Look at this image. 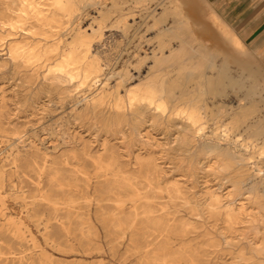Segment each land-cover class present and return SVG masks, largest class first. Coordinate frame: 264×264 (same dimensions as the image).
I'll list each match as a JSON object with an SVG mask.
<instances>
[{
	"label": "rangeland",
	"instance_id": "1",
	"mask_svg": "<svg viewBox=\"0 0 264 264\" xmlns=\"http://www.w3.org/2000/svg\"><path fill=\"white\" fill-rule=\"evenodd\" d=\"M215 2L0 0V264H264V44Z\"/></svg>",
	"mask_w": 264,
	"mask_h": 264
},
{
	"label": "bare ground",
	"instance_id": "2",
	"mask_svg": "<svg viewBox=\"0 0 264 264\" xmlns=\"http://www.w3.org/2000/svg\"><path fill=\"white\" fill-rule=\"evenodd\" d=\"M30 1V0H29ZM58 2H61L62 0H57ZM73 1V3H74V5H75V8L73 9L74 11H73V15H77V13H80L81 11H82V7H81V5L79 4V0H72ZM33 2V1H32ZM31 2V3H32ZM27 3V2H26ZM50 3V2H49ZM115 3V2H114ZM17 4V3H16ZM59 4V3H58ZM3 5V4H2ZM22 5V4H21ZM36 5H38V4H36ZM55 5V4H54ZM16 6V5H15ZM26 6V5H25ZM29 6V5H28ZM53 6V5H52ZM22 7V6H21ZM41 7V6H40ZM43 7V6H42ZM56 7V6H55ZM19 8V7H18ZM30 8V7H29ZM32 8V7H31ZM34 8V7H33ZM32 8V9H33ZM35 8H37V7H35ZM44 8V7H43ZM51 8V7H50ZM60 8V7H59ZM22 9V8H21ZM24 9V8H23ZM36 11V10H35ZM15 12H17V11H15ZM56 12V11H55ZM113 12V11H112ZM24 13V12H23ZM29 13V12H28ZM33 13V12H32ZM97 13V12H96ZM19 14V13H18ZM12 15V14H11ZM26 15V14H25ZM42 15V14H41ZM9 16V15H8ZM50 16V15H49ZM66 16V15H65ZM22 17V16H21ZM33 17V16H32ZM64 17V16H63ZM108 17H109V13H106V12H100L99 13V15L97 16V17H94V19L95 20H97V22H98V24H99V27H101L106 21H107V19H108ZM10 18V17H9ZM36 18V17H35ZM17 19L18 20H21V19H19L18 17H17ZM28 19V18H27ZM68 19V18H67ZM11 20V19H10ZM12 20H13V18H12ZM17 20V21H18ZM84 20V19H83ZM124 19H121L120 21H123ZM23 21V20H22ZM25 21V20H24ZM23 21V22H24ZM70 21V20H69ZM72 21V20H71ZM86 21H88V20H86ZM38 22V21H37ZM214 22V21H213ZM19 23V22H18ZM24 24V23H23ZM39 24H41V23H39ZM84 24V23H83ZM86 24V23H85ZM21 25V24H20ZM47 25V24H46ZM215 25V24H214ZM219 25L221 26V28L223 29V30H225V31H227L228 33H231V35H232V32H230L229 30H228V25L223 21V20H219ZM41 26V25H40ZM84 26V25H83ZM218 26V25H217ZM14 27V26H13ZM20 27V26H19ZM43 27V26H42ZM47 27V26H46ZM79 27V26H78ZM31 28V27H30ZM51 28V27H50ZM14 29H16V28H14ZM29 29V28H28ZM53 29V28H52ZM13 30V29H12ZM32 30V29H31ZM48 30V29H47ZM50 30V29H49ZM14 31V30H13ZM33 31V30H32ZM95 31H97V30H91V29H87V30H82V28H79L78 30H77V33L75 34V36L72 38V40L70 41V45H75V46H77L80 42L82 43V41H83V39L84 38H86V40H87V38H89V41L91 42V40H90V37L93 35V33L95 32ZM59 32V31H58ZM35 33V32H34ZM46 34V33H45ZM51 34V33H50ZM45 36V35H44ZM63 36H64V34H63ZM102 36V37H101ZM101 36H100V38H103V36L104 35H102L101 34ZM51 37V36H50ZM65 38V37H64ZM234 38V40H236V41H238V39L237 38H235V37H233ZM25 39H27V38H25ZM20 40V39H19ZM94 40H96V39H94ZM99 40V39H98ZM234 40H233V42H234ZM22 41V40H21ZM62 41V40H61ZM92 41H93V39H92ZM202 41V40H201ZM14 42V41H13ZM16 42V41H15ZM86 42V41H85ZM92 43V42H91ZM83 44V43H82ZM86 44V43H85ZM88 44V43H87ZM35 45V44H34ZM50 45V44H49ZM92 45V44H91ZM41 46V45H40ZM51 46H53V45H51ZM56 46V45H55ZM90 46V45H89ZM239 46V45H238ZM79 47V46H78ZM88 47V46H87ZM34 48V47H33ZM57 48H59L58 46H57ZM72 48V47H71ZM89 48V47H88ZM240 48V47H239ZM69 49V48H68ZM73 49V48H72ZM79 49H81V48H79ZM92 50H93V48H91ZM10 50V49H9ZM30 50H32V49H30ZM37 50V49H36ZM35 50V51H36ZM57 50V49H56ZM84 50V49H83ZM243 50V49H242ZM59 51V50H58ZM33 52V51H32ZM40 52H41V50H40ZM39 52V53H40ZM52 52V51H51ZM92 52V51H91ZM50 53V52H49ZM57 53V52H56ZM76 53H77V51H76ZM83 53V52H82ZM88 53V52H87ZM11 54V53H10ZM28 54V53H27ZM41 54V53H40ZM51 55V54H50ZM55 55V54H54ZM76 55V54H75ZM142 55V54H141ZM45 56V55H44ZM94 56V55H93ZM137 56V55H136ZM27 57V56H26ZM97 57V56H96ZM36 58H38V57H36ZM64 58V57H63ZM71 58H72V56H71ZM70 58V59H71ZM75 58V57H74ZM95 59V58H94ZM24 60V59H23ZM56 60V59H55ZM66 60H68V59H66ZM28 61H29V59H28ZM87 61V60H86ZM231 61V60H230ZM69 62V61H68ZM100 61H98V63H99ZM229 62V61H228ZM28 63V62H27ZM47 63V62H46ZM83 63V62H82ZM85 63V62H84ZM94 63V62H93ZM162 63V62H161ZM56 64V63H55ZM66 64H68V63H66ZM91 64H92V62H91ZM25 65V64H24ZM59 65H61V64H59ZM71 65V64H70ZM101 65V64H100ZM161 65V64H160ZM57 66V65H56ZM80 66V65H79ZM87 66V65H86ZM85 66V67H86ZM66 67V66H65ZM74 67V66H73ZM93 67V66H92ZM98 67V66H97ZM57 69H58V67H56ZM60 68V67H59ZM84 68V67H83ZM101 68H102V66H101ZM81 69V68H80ZM79 69V70H80ZM89 69H91V68H89ZM96 69V68H95ZM50 70V69H49ZM60 72H62V73H64V74H67L64 70L65 69H58ZM94 70V69H93ZM101 70V69H100ZM77 72V71H76ZM91 72V71H90ZM102 72V71H101ZM106 72V71H105ZM138 72V71H137ZM84 73V72H83ZM94 74V73H93ZM142 74V73H141ZM96 76V75H95ZM100 76V75H99ZM72 77V76H71ZM56 78V80H59V81H66V80H68V77L67 76H65V75H63V76H57V77H55ZM75 78V77H74ZM137 80V79H136ZM84 81V80H83ZM84 84H85V82H83ZM165 83V82H164ZM95 86V85H94ZM93 88V87H92ZM131 89V88H130ZM130 92V91H129ZM148 93V92H147ZM146 93V94H147ZM133 94V93H132ZM142 94V93H141ZM145 94V93H144ZM134 95H136V94H134ZM134 95H133V97H134ZM81 98V97H80ZM103 98V97H102ZM101 98V99H102ZM137 98V97H136ZM141 98V97H140ZM156 99V98H155ZM88 100V99H87ZM133 100V99H132ZM136 99L134 98V101H135ZM141 100H143V101H146L149 105H152V104H154V96L153 95H147V96H145V97H142V99ZM101 102V101H100ZM137 102H139V101H137ZM118 103V102H117ZM123 103V102H122ZM132 103V102H131ZM135 103V102H134ZM133 103V104H134ZM164 103V102H163ZM159 104V103H158ZM153 106V105H152ZM120 107H121V105H120ZM157 107H159V105H157ZM156 107V108H157ZM161 107H164V105L163 106H161ZM117 108V107H116ZM165 108V107H164ZM120 109V108H119ZM165 109H167V108H165ZM251 109H253L252 107H248V108H246V107H244L243 109H241V112L239 113V114H237L236 116H234V117H232V120H231V122H230V128L232 129V130H235V129H238V128H240V126H241V123L242 122H244V117H246L247 116V114L251 111ZM161 110H162V108H161ZM160 110V111H161ZM224 111V110H223ZM166 112V111H165ZM181 112H182V110H181ZM184 112V111H183ZM186 112V111H185ZM192 112V111H191ZM195 112V111H194ZM116 113H118V112H116ZM163 113V112H162ZM195 114V113H194ZM198 114V113H197ZM196 114V115H197ZM223 114V113H222ZM194 116V115H193ZM193 116H189V122L192 124V126H195V134H197V133H199V134H203V130L205 129L203 126L202 127H200V128H198L196 125H197V123H199V121H200V119H197V118H195V117H193ZM243 128V127H242ZM224 131V130H223ZM249 132V131H248ZM230 133V132H229ZM240 133V132H239ZM258 135H259V131L256 129L253 133H252V136H251V138H250V140H252V142H254L256 139H257V137H258ZM226 136L227 137H229V134H226ZM124 137V136H123ZM191 137H192V133L190 132V130H188V131H184V134L181 136V140H182V142H183V145L186 147V146H188L189 144H190V141H191ZM238 140H239V138H237ZM249 142V141H248ZM251 142V141H250ZM244 147H245V145H244ZM249 146H246V148H248ZM48 148V147H47ZM256 148V147H255ZM212 153V152H211ZM19 154V153H18ZM47 156V155H46ZM12 158V157H11ZM254 157H248L246 154H244V156H243V154H240V155H233V154H231V153H229V152H225V154H224V156H223V159L221 160V162H219V167H221V168H223V170L224 171H226V170H231V169H233V168H235V166H237V168H239L240 170L241 169H244V163L245 162H248V161H251L252 159H253ZM218 159V158H217ZM256 160V159H255ZM15 163V162H14ZM5 164V163H4ZM48 164V163H47ZM258 165V164H257ZM251 168V167H250ZM103 171V170H102ZM4 172V171H3ZM3 175V174H2ZM235 176V175H234ZM4 177V176H3ZM256 181V180H255ZM92 182V181H91ZM232 182H233V186H237V187H242L243 186V184H244V182H246V173L244 172V173H242L241 174V176H235V178H232ZM4 183H5V181H4ZM250 184V183H249ZM158 185V184H157ZM252 185V184H251ZM5 186V185H4ZM133 186V185H132ZM71 188V187H70ZM2 191V190H1ZM152 192V191H151ZM157 192V191H156ZM250 192H251V194H253L254 196H255V202H256V204H259L260 206H262V207H264V194H260L259 193V191H258V185L257 184H254V185H252L251 186V188H250ZM5 196V195H4ZM16 196V195H15ZM84 196V195H83ZM7 197V196H6ZM25 197V196H24ZM87 200H88V198H87ZM144 200V199H143ZM25 201V200H24ZM78 202V201H77ZM184 202V201H183ZM97 203H99V202H97ZM121 203V202H120ZM21 204H22V202H21ZM117 204V203H116ZM124 204V203H123ZM67 205V204H66ZM35 206V205H34ZM60 206V205H59ZM259 206V207H260ZM36 207V206H35ZM64 207V206H63ZM78 207V206H77ZM98 207V206H97ZM135 207H137V206H135ZM4 208V207H3ZM59 208V207H58ZM22 209V208H21ZM26 209H28V208H26ZM125 209V208H124ZM169 209V208H168ZM28 210H30V209H28ZM27 210V211H28ZM75 210V209H74ZM80 210V209H79ZM83 210V209H82ZM86 210V209H85ZM213 210V209H212ZM26 211V212H27ZM6 212V211H5ZM29 212V211H28ZM163 212V211H162ZM231 212V211H230ZM87 213V212H86ZM89 213V212H88ZM13 217V216H12ZM37 217V216H36ZM96 217V216H95ZM11 217H9V219H10ZM31 219H32V215H31ZM36 219V218H35ZM16 220V219H15ZM44 220V219H43ZM22 221V220H21ZM21 221H19V222H21ZM16 222V221H15ZM42 222V221H41ZM40 222V223H41ZM44 222V221H43ZM39 223V224H40ZM19 224V226L20 225H23L22 224V222L21 223H18ZM43 224V223H42ZM92 224V223H91ZM105 224V223H104ZM132 224V223H131ZM13 225V224H12ZM24 225H26V224H24ZM70 226V225H69ZM169 227V226H168ZM42 228V227H41ZM47 228V227H46ZM22 229V228H21ZM18 230V229H17ZM26 231V230H25ZM141 234V233H140ZM26 235V234H25ZM51 236V235H50ZM127 239V238H126ZM152 239V238H151ZM47 244V243H46ZM33 245V244H32ZM263 248V247H262ZM36 249V248H35ZM152 249V248H151ZM12 256V255H11ZM43 256V255H42ZM19 258V257H18ZM147 260V259H146ZM9 261V260H8ZM46 261V260H45ZM44 261V262H45ZM51 262V261H50ZM163 263V262H162ZM165 263V262H164Z\"/></svg>",
	"mask_w": 264,
	"mask_h": 264
},
{
	"label": "crops",
	"instance_id": "3",
	"mask_svg": "<svg viewBox=\"0 0 264 264\" xmlns=\"http://www.w3.org/2000/svg\"><path fill=\"white\" fill-rule=\"evenodd\" d=\"M219 10L251 43L264 44V0H216Z\"/></svg>",
	"mask_w": 264,
	"mask_h": 264
}]
</instances>
